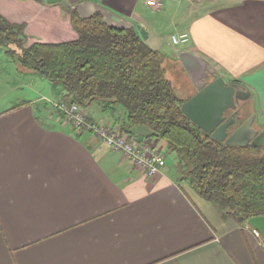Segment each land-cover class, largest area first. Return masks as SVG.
Returning a JSON list of instances; mask_svg holds the SVG:
<instances>
[{"label":"crops","instance_id":"0c3cea01","mask_svg":"<svg viewBox=\"0 0 264 264\" xmlns=\"http://www.w3.org/2000/svg\"><path fill=\"white\" fill-rule=\"evenodd\" d=\"M62 1L0 0V15L25 25L24 47L74 40L68 7L81 17L100 12L112 27L142 29L161 57L170 49L180 99L196 93L178 58L186 52L244 87L264 123V0H166L158 9L148 0ZM182 34L188 41L175 49L171 38ZM14 71V79L28 78L29 93L0 79V264H264V242L247 224L198 203L166 166L147 177L57 111L37 109L40 93L31 95L30 85L51 83L20 66ZM94 104L85 109L91 121L135 141L121 107L104 112ZM140 143L167 148L152 137Z\"/></svg>","mask_w":264,"mask_h":264},{"label":"trees","instance_id":"16d2710c","mask_svg":"<svg viewBox=\"0 0 264 264\" xmlns=\"http://www.w3.org/2000/svg\"><path fill=\"white\" fill-rule=\"evenodd\" d=\"M66 11L74 40L24 47L25 25L0 15V47L21 68L59 87L64 102L83 109L96 103L104 112L121 107L126 127L145 126L149 137L164 141L176 155L180 181L214 204L222 219L245 225L264 216V149L226 146L198 129L181 112L185 101L164 77L161 55L135 28L109 26L100 12L81 17L71 7Z\"/></svg>","mask_w":264,"mask_h":264},{"label":"water","instance_id":"95a60500","mask_svg":"<svg viewBox=\"0 0 264 264\" xmlns=\"http://www.w3.org/2000/svg\"><path fill=\"white\" fill-rule=\"evenodd\" d=\"M46 3H63L62 0H45ZM139 35L146 39V34L139 29ZM178 58L186 71L196 93L180 107L181 112L203 133L226 146L245 147L251 145L264 149V131L258 132L251 125L254 115H250L230 135L226 129L234 124V118L226 119L224 113L235 108V101H245L250 94L238 91L236 84H229L212 73L211 69L200 58L186 52L178 54ZM125 132L135 138L137 143L152 132L145 126L125 129ZM246 224L258 232L264 242V216L252 217Z\"/></svg>","mask_w":264,"mask_h":264},{"label":"built area","instance_id":"2783aa9c","mask_svg":"<svg viewBox=\"0 0 264 264\" xmlns=\"http://www.w3.org/2000/svg\"><path fill=\"white\" fill-rule=\"evenodd\" d=\"M166 0H148L149 7L160 8ZM173 45L179 46L188 41L186 34L172 36ZM56 109L64 119L77 131H87L112 151L120 152L135 168L147 177H152L164 168L165 157L156 145L137 143L128 139L118 130L89 119L85 109L75 103L58 102ZM255 236L259 233L253 231Z\"/></svg>","mask_w":264,"mask_h":264},{"label":"rangeland","instance_id":"374dc122","mask_svg":"<svg viewBox=\"0 0 264 264\" xmlns=\"http://www.w3.org/2000/svg\"><path fill=\"white\" fill-rule=\"evenodd\" d=\"M1 52H0V79L4 80V82H15V81H19L22 87H26L22 90V92L24 93H29L28 90V78H13V74H14V68L15 67H19L18 64L13 60V58H11L7 53H5L6 49H4L3 47H0ZM12 49H14V47H11ZM175 49L177 48H181V46H174ZM170 49H167L166 52V56H162V67L165 71L164 73V77L167 78L168 80H170L172 82V86L175 90V94L177 96H182L183 93V83L180 79V74L178 73L177 69H176V64H174L175 62L170 60L172 59V53L171 51H169ZM30 87H33V89H31L30 94H33V91L35 90V92L37 94L40 93V95H37L34 99H35V103H37L35 106L37 109L39 110H45L48 112H52L54 114V111H58L56 109V104L58 102H63V100H58L59 95H60V88L59 87H53L51 86L48 82H46L45 80L41 79V78H37L34 82V84L30 85ZM23 94V93H22ZM92 108L95 110V104H92ZM94 110H92V112L94 113ZM59 112V111H58ZM254 115L255 118V123L254 125H256L258 127L259 130L264 129V123L262 122L261 118H260V114L257 110V107L255 106V102L252 100H250L247 104V115ZM96 116V115H95ZM163 154L165 155V166L166 168L169 170L170 174L172 176H176L177 173V158L176 155L173 152L168 151L167 148H164ZM195 199H197L196 201H198V203H204V205H206L207 207H210V210H212L214 213H220V210L212 203L210 202H201L202 200H198V197H195Z\"/></svg>","mask_w":264,"mask_h":264},{"label":"flooded vegetation","instance_id":"af4514ba","mask_svg":"<svg viewBox=\"0 0 264 264\" xmlns=\"http://www.w3.org/2000/svg\"><path fill=\"white\" fill-rule=\"evenodd\" d=\"M229 84H232V83H229ZM233 84L237 85L236 89L238 91H246L244 89V87L240 86L239 84H237V83H233ZM249 100L250 99L248 98L245 101H241V100L235 101V103H234L235 104V108L228 109V110L225 111L224 116H225V118L227 120L230 119V118H234V120H235L234 124L232 126H229L226 129V132H227L228 135H230L237 127H239L247 118L250 117V115L246 116V114H247V104H248ZM254 123H255V118H254V121H253V123L251 125V127L254 130H256L258 132L264 131V129L259 130L257 128V126L254 125Z\"/></svg>","mask_w":264,"mask_h":264}]
</instances>
